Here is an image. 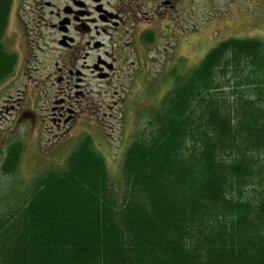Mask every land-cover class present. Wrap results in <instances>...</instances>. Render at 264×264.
Masks as SVG:
<instances>
[{
    "label": "trees",
    "instance_id": "trees-1",
    "mask_svg": "<svg viewBox=\"0 0 264 264\" xmlns=\"http://www.w3.org/2000/svg\"><path fill=\"white\" fill-rule=\"evenodd\" d=\"M11 1L0 84L18 61ZM177 74L123 155L120 190L86 135L0 204V264H264V43L224 39ZM23 147L6 145L0 172H17Z\"/></svg>",
    "mask_w": 264,
    "mask_h": 264
},
{
    "label": "rangeland",
    "instance_id": "rangeland-1",
    "mask_svg": "<svg viewBox=\"0 0 264 264\" xmlns=\"http://www.w3.org/2000/svg\"><path fill=\"white\" fill-rule=\"evenodd\" d=\"M223 1H215L214 15L211 11L206 16L201 14L196 21L190 18V22L185 23L188 37L175 56L183 57L188 67L180 72H190L189 68L224 39L254 37L264 43V0ZM18 26L14 24L6 35L8 48L17 54L19 63L8 79L0 84V166L9 142L22 141L24 150L15 174L6 176L0 172V204L12 203L22 195L38 172L65 163L75 144L86 135L94 139L95 146L106 159L113 187L120 190L123 155L139 129L147 125L149 110L157 109L161 99L171 90L172 77L157 75L156 71L161 70L157 59L151 75L147 77L148 88L137 85L133 90L128 87V91L118 89L124 85L126 88L129 78L121 79L122 83H117V87L115 83L113 87L116 88L108 91L100 90L95 82H90L85 90L86 96L81 100L85 105L89 100V114L84 113L79 123L59 129L43 117L47 119L52 109L49 102L55 100V90L60 85L53 84L52 78L42 74V63L37 65L30 61L29 37L35 42L34 32H19ZM164 71L165 74L173 72L171 67L164 68ZM51 87L54 92L50 91ZM113 89L118 93L114 94ZM34 112L33 119L30 115Z\"/></svg>",
    "mask_w": 264,
    "mask_h": 264
},
{
    "label": "flooded vegetation",
    "instance_id": "flooded-vegetation-1",
    "mask_svg": "<svg viewBox=\"0 0 264 264\" xmlns=\"http://www.w3.org/2000/svg\"><path fill=\"white\" fill-rule=\"evenodd\" d=\"M215 1L12 0L6 32L14 24L19 32H34L36 44L29 37L30 61L42 63V74L60 85L43 119L59 129L69 128L89 114V100L86 105L81 100L90 82L108 91L129 78L126 88L118 89L148 88L147 77L157 59L161 68L157 75L165 73L164 68L188 67L183 57L175 56L188 37L185 23L211 11L214 15Z\"/></svg>",
    "mask_w": 264,
    "mask_h": 264
},
{
    "label": "bare ground",
    "instance_id": "bare-ground-1",
    "mask_svg": "<svg viewBox=\"0 0 264 264\" xmlns=\"http://www.w3.org/2000/svg\"><path fill=\"white\" fill-rule=\"evenodd\" d=\"M12 53V52H11Z\"/></svg>",
    "mask_w": 264,
    "mask_h": 264
}]
</instances>
